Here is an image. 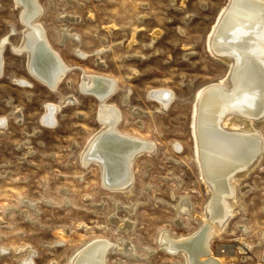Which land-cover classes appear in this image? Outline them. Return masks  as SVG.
<instances>
[{"label": "rangeland", "instance_id": "rangeland-1", "mask_svg": "<svg viewBox=\"0 0 264 264\" xmlns=\"http://www.w3.org/2000/svg\"><path fill=\"white\" fill-rule=\"evenodd\" d=\"M227 2L39 0L48 39L71 66L52 92L11 47L21 42L20 9L14 0H0V41L9 37L0 78V118L7 119L0 123V264H20L29 256L19 251L23 247L35 252V264H69L96 237L137 249L136 257L113 252L109 264H186L181 255L162 250L159 238L165 231L183 239L205 224L210 194L196 164L192 118L199 91L228 71L207 50ZM63 31L72 34L64 39ZM84 73L114 78L119 89L108 102L123 113L121 132L155 147L133 164L132 195L104 188L98 166L85 168L80 161L101 130L99 101L80 88ZM156 89L174 94L168 109L150 99ZM72 96L75 101L56 113L53 125L42 123L46 104ZM260 129L264 136V122ZM237 195L240 210L211 240L213 255L224 264H264V155ZM183 198L194 212L179 226L176 207ZM118 205H136L131 217L126 209L117 213L135 222L133 231L111 223Z\"/></svg>", "mask_w": 264, "mask_h": 264}, {"label": "bare ground", "instance_id": "bare-ground-1", "mask_svg": "<svg viewBox=\"0 0 264 264\" xmlns=\"http://www.w3.org/2000/svg\"><path fill=\"white\" fill-rule=\"evenodd\" d=\"M14 4L20 9L23 30L21 42L11 47L18 55H25L27 67L34 77L52 92H57L61 80L71 72V66L64 62L48 39L41 22L44 8L39 0H14ZM62 33L63 38L72 34ZM8 43L9 37L0 41V78L3 75V53ZM207 50L228 71L224 78L205 85L199 91L193 111L196 164L210 194L204 213L205 224L197 233L183 239L165 231L159 238L162 250L174 256L181 255L186 264H224L213 255L210 242L223 233L238 214V186L260 166L263 159L264 136L260 127L264 122V0H228L207 37ZM81 80L82 92L99 101L97 119L101 130L90 137L80 161L85 168L98 166L104 188L112 193L132 195L135 184L133 164L139 156L150 148L154 151L155 147L151 142L121 132L119 126L123 113L109 103L118 88L114 78L84 73ZM149 94L162 110L168 109L175 99L172 91L167 89H156ZM74 101L72 96L66 100L64 97L57 104H46L42 123L53 125L56 113ZM6 120L0 118V123L4 124ZM123 209L131 217L136 205H118L110 221L120 230L133 231L134 221L117 217ZM176 209L177 224L183 226V217L194 212L190 199L183 198ZM19 251L29 255L20 264H35L32 248L23 247ZM136 251L132 243L125 241L119 244L107 237H96L80 246L69 264H109L108 257L113 252L135 256Z\"/></svg>", "mask_w": 264, "mask_h": 264}]
</instances>
